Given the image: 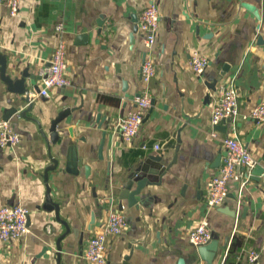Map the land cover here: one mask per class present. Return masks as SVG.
<instances>
[{
  "label": "crops",
  "instance_id": "crops-1",
  "mask_svg": "<svg viewBox=\"0 0 264 264\" xmlns=\"http://www.w3.org/2000/svg\"><path fill=\"white\" fill-rule=\"evenodd\" d=\"M151 2L160 16L151 52L156 74L148 84L152 103L137 134L123 142L116 124L142 88L138 18ZM59 36L70 84L41 97L32 87H41L39 70L48 65ZM194 51L208 58L201 74L189 68ZM0 52L10 75L27 68L36 76L26 80L32 107L25 115L27 103L0 79V116L20 136L17 145L0 150V206L19 204L29 211L28 234L0 240V264H57V240L67 228L59 264H88L87 239L111 208L119 210L128 173L158 150L165 163L174 162L158 185L146 188L138 209L121 201L128 224L108 236L107 264H177L179 258L208 264L187 237L202 219L218 241L210 264H264L263 176L230 182L220 206H208L204 197L221 164L224 137H236L264 168V121L239 116L219 129L210 122L226 83L237 93L241 114L264 99V0H20L16 16L0 5ZM65 108L70 111L53 144L50 122ZM71 145L76 174L66 170ZM47 187L59 219L43 207ZM251 250L259 252L255 263L247 259Z\"/></svg>",
  "mask_w": 264,
  "mask_h": 264
},
{
  "label": "built area",
  "instance_id": "built-area-1",
  "mask_svg": "<svg viewBox=\"0 0 264 264\" xmlns=\"http://www.w3.org/2000/svg\"><path fill=\"white\" fill-rule=\"evenodd\" d=\"M20 0H0V5L7 8L10 16L19 12ZM159 11L157 5L149 3L141 11L138 18V28L142 32V43L145 51L140 65V81L142 88L134 98V107L119 118L116 132L123 142H130L139 131L146 110L151 106L152 94L148 88L149 82L156 74V64L151 55L156 41V32L159 26ZM57 33L63 30L62 22L55 24ZM189 68L195 74H201L208 65V58L196 51L189 58ZM65 41L59 36L52 51L47 66L39 70L41 87L38 96L48 97L53 87H64L70 84L65 74ZM241 116L243 119L251 118L256 122L264 121V99L251 108L248 114H241L237 105V93L231 83L221 87L220 97L211 111L210 122L213 126L227 118ZM216 135L215 132L212 133ZM20 136L16 133L8 117L0 116V150L15 146L19 143ZM224 154L217 172L212 175L206 184L205 201L210 207L220 206L229 192V184L234 180L244 177L242 182L249 179L251 169L256 166V160L248 148L236 137L228 136L222 139ZM157 149L158 146L155 145ZM242 167L243 172L238 169ZM112 206V205H111ZM29 211L19 204L0 206V240L8 242L26 236L29 232ZM127 218L122 211L111 208L101 228L87 239L83 257L88 264H107V238L110 235L121 234L127 227ZM188 242L195 248L207 244L212 239L207 220L202 219L188 232ZM259 252L251 250L247 256L250 263L257 262Z\"/></svg>",
  "mask_w": 264,
  "mask_h": 264
},
{
  "label": "water",
  "instance_id": "water-1",
  "mask_svg": "<svg viewBox=\"0 0 264 264\" xmlns=\"http://www.w3.org/2000/svg\"><path fill=\"white\" fill-rule=\"evenodd\" d=\"M98 25H100L99 22ZM35 77L36 76L34 74L28 72L27 68L21 70L19 72V76L10 75L9 72H7L6 57L0 52V79L7 85V89L10 92L19 96V100L21 102L27 103L28 107L22 110L24 115L32 107L29 96L30 87L28 86L26 80L28 78L33 80ZM32 88L35 92L39 91V88L36 86H33ZM69 111V108H65L59 111L57 115L51 120L49 127V141L51 143L55 144L59 140L60 136L57 126L65 118V116L69 114ZM231 119L232 118H227L222 122L230 121ZM220 124H217L214 127L219 129V127H221ZM99 158L101 159L102 155H99ZM218 160L220 161V156L218 157ZM52 162L56 166L57 159H53ZM173 162L174 158L171 162L165 163L163 161V152L160 150L156 151L154 154H148L144 159L139 161L134 170L128 173L122 184V188L120 189L118 195V209H123L121 202L122 200L127 201V206L138 209L139 205L143 203V201H140L142 195L147 193L146 188L148 186L158 185L161 182L162 176L165 175V173L169 170ZM76 166L77 155L74 147L71 145L66 152V170L72 174H76L78 172ZM87 169L88 167L86 166L85 170L87 171ZM46 175L45 178H47ZM260 176H263L264 178V168L260 165H256L251 169L249 178L257 180ZM49 192L50 188L47 187V196L45 202L43 203V207L50 210L53 209L55 211L56 217L59 219V207L56 203L52 202ZM68 231L69 229L67 228L65 234H67ZM65 234H62V236L57 240V264H59L60 260V240ZM217 249L218 241L216 238H212L207 244L196 247V252L201 260L210 264L216 254ZM177 264H185L184 259L179 258Z\"/></svg>",
  "mask_w": 264,
  "mask_h": 264
}]
</instances>
